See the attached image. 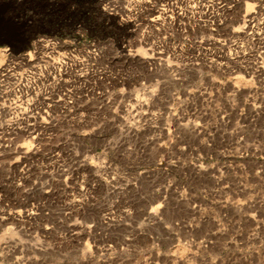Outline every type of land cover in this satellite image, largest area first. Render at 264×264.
I'll return each mask as SVG.
<instances>
[{"label":"rangeland","instance_id":"374dc122","mask_svg":"<svg viewBox=\"0 0 264 264\" xmlns=\"http://www.w3.org/2000/svg\"><path fill=\"white\" fill-rule=\"evenodd\" d=\"M125 1L0 0V64L100 51L0 127V264H264V71L233 44L264 0Z\"/></svg>","mask_w":264,"mask_h":264},{"label":"bare ground","instance_id":"6f19581e","mask_svg":"<svg viewBox=\"0 0 264 264\" xmlns=\"http://www.w3.org/2000/svg\"><path fill=\"white\" fill-rule=\"evenodd\" d=\"M116 1L100 0L103 12L116 14L117 11L108 7L119 5ZM139 1L126 0L125 4L140 5ZM240 33L242 36L234 39L233 44L240 49L245 48V44H256L258 48L248 53V57L256 66L255 72L261 73L264 71V5H256L251 13L243 17ZM74 39L61 32L39 33L32 38L27 49L6 50L8 59L0 64V127L5 125L16 132L35 125V117H38L41 108L39 101L48 99L50 88L73 82L69 80L71 75L94 71L100 51L90 43L88 49L77 56ZM64 103L72 101L68 98ZM43 112L46 113V110L43 109Z\"/></svg>","mask_w":264,"mask_h":264}]
</instances>
